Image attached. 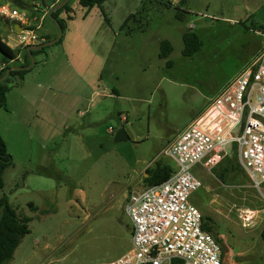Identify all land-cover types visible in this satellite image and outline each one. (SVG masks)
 Returning <instances> with one entry per match:
<instances>
[{
	"label": "rangeland",
	"instance_id": "rangeland-1",
	"mask_svg": "<svg viewBox=\"0 0 264 264\" xmlns=\"http://www.w3.org/2000/svg\"><path fill=\"white\" fill-rule=\"evenodd\" d=\"M40 1L0 0V6L24 13L29 27L22 28L44 39L46 27L55 24ZM180 1L105 0L87 9L70 0V10L59 15L60 41L37 54L24 79L6 94L0 136L12 164L3 173L0 198L30 218L29 232L8 264L110 262L130 251L127 195L145 187L144 172L156 161L174 171L161 150L264 45V0ZM186 31L201 41L190 56L182 54ZM0 34L10 46L17 44L19 34L5 39L4 20ZM161 41L172 47L165 59L158 57ZM70 46L74 57L67 62ZM56 66L65 80L52 77ZM51 67L52 79H46ZM75 94H91L94 106L84 116L62 113L50 103L63 97L79 105ZM49 110L53 117L46 115ZM119 127L128 141L114 142ZM227 153L211 169L191 168L201 187L189 202L210 218L222 264H264V203L235 153Z\"/></svg>",
	"mask_w": 264,
	"mask_h": 264
},
{
	"label": "built area",
	"instance_id": "built-area-1",
	"mask_svg": "<svg viewBox=\"0 0 264 264\" xmlns=\"http://www.w3.org/2000/svg\"><path fill=\"white\" fill-rule=\"evenodd\" d=\"M0 15L21 28L18 47L39 43L26 15L0 6ZM20 60V57H17ZM122 122L125 116H120ZM108 132L113 133V129ZM235 153L240 168L264 203V45L194 118L161 150L175 168L163 182L132 190L124 203L131 224V249L110 261L89 264H222L218 240L203 229L202 213L189 202L201 182L191 168L217 166Z\"/></svg>",
	"mask_w": 264,
	"mask_h": 264
},
{
	"label": "trees",
	"instance_id": "trees-1",
	"mask_svg": "<svg viewBox=\"0 0 264 264\" xmlns=\"http://www.w3.org/2000/svg\"><path fill=\"white\" fill-rule=\"evenodd\" d=\"M104 1L105 0H78L79 4L87 9H91L94 6H99ZM185 3V0H181L179 2V5L182 6ZM167 4L170 3L167 2ZM41 5L43 6V4H40V7ZM63 10H65L66 12L70 10L68 3L64 5L61 9L53 13V17L58 21L62 29H64V20L61 19L59 15L60 12H62ZM176 17L178 19H183L182 12L178 11L176 13ZM1 20H3V17L0 15V22ZM41 38V36H38L39 43L50 40V37H44L43 41L40 40ZM182 40L184 44L182 54L185 56H190L196 53L201 47V41L199 37L192 31L184 32L182 35ZM43 51L44 48L39 51L32 52V55L33 57H35L37 54L42 53ZM171 51L172 47L170 43L168 41H161L160 52L158 54V57L165 59L170 55ZM17 57L18 50L10 48L2 40L0 34V62L3 64V67L0 70V77H2L11 66L29 65L30 59L26 52V49L23 50L22 59L18 60ZM26 72L27 71H11L8 78L0 83V107H3L5 105L6 94L8 93V91L12 87L20 84L19 82L24 79V75ZM118 115L120 118L121 113ZM11 164L12 157L10 154L7 153L5 142L0 136V189H2L4 186L3 173L5 169H7ZM172 172L173 168L170 165L165 164L162 161H156L154 166H152L151 168H147L144 172L146 173V176L143 177L145 187L156 185L165 181L171 175ZM29 221L30 218L18 214L17 210L14 209L8 203L5 196H2L0 198V264H8V262L11 261L15 249L19 245L22 238L29 232ZM210 223V218L207 216H203V229L212 234L213 226ZM261 238L264 241V230L261 233ZM216 239L219 242V239ZM170 264H183V262L179 259H173Z\"/></svg>",
	"mask_w": 264,
	"mask_h": 264
},
{
	"label": "crops",
	"instance_id": "crops-1",
	"mask_svg": "<svg viewBox=\"0 0 264 264\" xmlns=\"http://www.w3.org/2000/svg\"><path fill=\"white\" fill-rule=\"evenodd\" d=\"M59 0H41L40 1V4H43V9H45V12H47L54 4H56ZM38 5V4H37ZM36 6V5H35ZM47 6V7H46ZM33 8H34V5H33ZM33 12V9L32 11L30 12L32 14ZM44 11L42 12V15L40 16V19H44ZM36 18H32L31 20H35ZM4 22H5V30H6V37L5 39H12L13 40V37L15 36V34H18L17 32H15L13 30V24L11 22H8L6 19H4ZM37 20V19H36ZM35 29H38L39 28V24L36 25V27H34ZM56 35V26H54L53 24L51 26H47L46 27V36L45 37H50V39L54 38ZM39 36V35H38ZM3 40V39H2ZM41 41H43V38L40 39ZM10 48L12 49H16L18 50V57H20V59H22V54H23V50L21 48L18 47V41H17V44L14 45L13 47L10 46L7 42H5ZM68 52H70V55L68 54H65L64 56H68V59L66 60L68 62L69 58L71 57H74V46H70L67 48ZM62 59H59L56 63L54 64H57V66L61 63ZM46 59L44 60V67L46 68ZM55 67L54 69L55 72L53 73L55 76H52L54 79H59V78H62L63 77V80H65V75L63 73V70H62V73L59 72V69L58 67ZM3 67V64L0 62V70L2 69ZM50 69H53V67L49 68L48 72L45 74L46 75V79L48 76H50L52 73V70ZM53 69V70H54ZM65 72V71H64ZM49 73V74H48ZM52 77L50 76L49 79H52ZM47 83V82H46ZM44 83V84H46ZM88 85V88H89V85L90 84H87ZM86 85V86H87ZM91 88V87H90ZM89 94H85V95H81V94H75V96L73 97L74 100H76L77 103H79V105H75V106H72V103H73V100L72 99H65L63 97L61 98H53L52 100H50V103L52 104H56L57 106L55 107V109L57 110H60L63 112H68L70 114H74L76 113L78 116H84V113L87 112V109H89L90 107H93L94 105H92V103L89 105V102H92V98L90 97L91 94L88 96ZM55 101V102H54ZM83 102H86V106L84 107L83 105ZM50 109V107H49ZM51 110H49V112H47V116H50V117H53L54 115L52 114V112H50ZM146 176V175H145ZM138 190V189H136ZM124 255V254H123ZM112 261V260H111Z\"/></svg>",
	"mask_w": 264,
	"mask_h": 264
},
{
	"label": "water",
	"instance_id": "water-1",
	"mask_svg": "<svg viewBox=\"0 0 264 264\" xmlns=\"http://www.w3.org/2000/svg\"><path fill=\"white\" fill-rule=\"evenodd\" d=\"M70 0H61V1H58L56 4H54L49 12H48V17L52 20V22H54L56 28H57V36L56 38L54 39H51V40H48V41H45V42H42V43H39V44H36V45H30V46H27L25 49H26V52L29 56V59H30V63L28 66H11L6 72L5 74L0 77V83L3 82L4 80H6L10 74L11 71H27L29 69H31L34 64H35V61H34V57L32 55V52H36V51H39L47 46H50V45H53L55 43H57L58 41H60L61 37H62V28L60 26V24L58 23V21L53 17V13H55L57 10L61 9L64 5H66ZM13 30L17 33H19L21 31V28L19 26V24H14L13 26ZM113 139H114V142H121V141H128L129 140V136L125 130L124 127H119L113 134Z\"/></svg>",
	"mask_w": 264,
	"mask_h": 264
}]
</instances>
